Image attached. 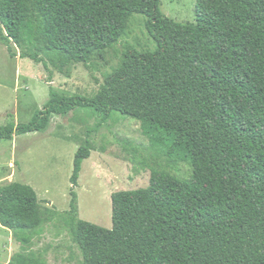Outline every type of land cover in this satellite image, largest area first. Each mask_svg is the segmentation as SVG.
<instances>
[{
	"label": "trees",
	"instance_id": "trees-1",
	"mask_svg": "<svg viewBox=\"0 0 264 264\" xmlns=\"http://www.w3.org/2000/svg\"><path fill=\"white\" fill-rule=\"evenodd\" d=\"M160 4L0 0V43L11 57L14 46L20 59L45 68L88 67L127 36L136 15L155 45L145 52L125 45L93 98L49 86L29 122L6 115L3 141L78 110L99 118L74 155L69 211L43 209L26 184L0 187V226L20 232L25 248L8 264H48L31 238L55 219L69 230L79 264H264V0H196L194 24L174 22ZM114 114L139 123L151 159L186 164L191 177L150 168L146 188L111 195L107 230L78 219L73 188L92 133Z\"/></svg>",
	"mask_w": 264,
	"mask_h": 264
},
{
	"label": "rangeland",
	"instance_id": "rangeland-1",
	"mask_svg": "<svg viewBox=\"0 0 264 264\" xmlns=\"http://www.w3.org/2000/svg\"><path fill=\"white\" fill-rule=\"evenodd\" d=\"M195 3L196 0H161L160 10L176 23L194 24ZM144 22L143 16H134L127 36L102 57L93 58L88 67L71 63L61 71L49 62L45 68L20 59L14 46L15 56L11 57L0 43V125L7 122L8 113L15 123L29 122L34 111L48 101L49 86L64 97L93 98L104 76L118 66L125 45L138 52L155 50ZM15 98L16 107L9 108ZM98 121L91 112L78 110L52 117L48 127L38 133L14 137L12 141L0 140V187L14 182L26 184L36 192L43 209H53L58 214L69 211L74 155L86 132L95 128ZM91 141L93 151L82 162L73 190L77 194L78 219L104 229H112L111 195L146 188L150 168H159L180 180L191 177L186 164L169 167L164 159H151L139 123L118 114L98 127ZM18 235L21 233L0 226V264H8L14 254L25 251ZM31 239L32 250L41 252L48 264L80 263V253L60 219L42 224Z\"/></svg>",
	"mask_w": 264,
	"mask_h": 264
},
{
	"label": "crops",
	"instance_id": "crops-1",
	"mask_svg": "<svg viewBox=\"0 0 264 264\" xmlns=\"http://www.w3.org/2000/svg\"><path fill=\"white\" fill-rule=\"evenodd\" d=\"M17 102H18V101H17L16 98H15L14 100H12V101H11L12 104H11V106L9 105V108L14 107V106L16 107ZM0 112H1V110H0Z\"/></svg>",
	"mask_w": 264,
	"mask_h": 264
}]
</instances>
